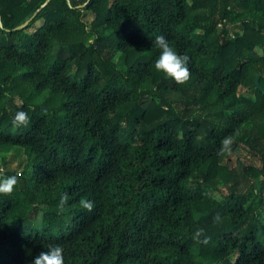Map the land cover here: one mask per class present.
Listing matches in <instances>:
<instances>
[{"label": "trees", "instance_id": "trees-1", "mask_svg": "<svg viewBox=\"0 0 264 264\" xmlns=\"http://www.w3.org/2000/svg\"><path fill=\"white\" fill-rule=\"evenodd\" d=\"M46 1L0 0V264H264V0Z\"/></svg>", "mask_w": 264, "mask_h": 264}, {"label": "clouds", "instance_id": "clouds-1", "mask_svg": "<svg viewBox=\"0 0 264 264\" xmlns=\"http://www.w3.org/2000/svg\"><path fill=\"white\" fill-rule=\"evenodd\" d=\"M160 49L159 56L155 61V68L162 71L175 81L183 83L190 78L189 56L187 53L178 52L174 46L170 44L164 35H159L153 41ZM29 114L21 109L15 112L12 117V123L15 127L26 126L30 121ZM229 140H225L224 144L228 145ZM19 183V175H0V193H12ZM67 201V194L61 196V204ZM91 207V205H88ZM198 230L197 238L200 235ZM30 264H65V256L63 248L58 243H49L46 250L37 254Z\"/></svg>", "mask_w": 264, "mask_h": 264}, {"label": "rangeland", "instance_id": "rangeland-1", "mask_svg": "<svg viewBox=\"0 0 264 264\" xmlns=\"http://www.w3.org/2000/svg\"><path fill=\"white\" fill-rule=\"evenodd\" d=\"M39 23H40V22H39ZM260 51H261V50H260ZM116 58H118V56H117ZM239 153H240V154H246V151L243 150V149H240V150L238 151V154H239ZM21 158H22V156H21L20 158L15 159V161L12 162L13 166L18 165V163H19V161L21 160ZM235 160H236V155L233 156V163L235 162Z\"/></svg>", "mask_w": 264, "mask_h": 264}, {"label": "water", "instance_id": "water-1", "mask_svg": "<svg viewBox=\"0 0 264 264\" xmlns=\"http://www.w3.org/2000/svg\"><path fill=\"white\" fill-rule=\"evenodd\" d=\"M48 1H49V0H47L43 5H45ZM27 23H28V21L25 22V24H23V25H21V26H19V27H23V26H25ZM256 85L264 91V87H263L262 84L260 83V76H259V75H258L257 80H256Z\"/></svg>", "mask_w": 264, "mask_h": 264}]
</instances>
